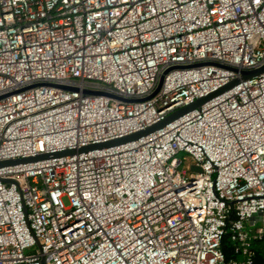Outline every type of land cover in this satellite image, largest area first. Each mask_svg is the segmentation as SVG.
<instances>
[{"label":"built area","instance_id":"obj_1","mask_svg":"<svg viewBox=\"0 0 264 264\" xmlns=\"http://www.w3.org/2000/svg\"><path fill=\"white\" fill-rule=\"evenodd\" d=\"M263 63L264 0H0V161L73 150L0 166V264H252L264 72L82 148Z\"/></svg>","mask_w":264,"mask_h":264},{"label":"water","instance_id":"obj_2","mask_svg":"<svg viewBox=\"0 0 264 264\" xmlns=\"http://www.w3.org/2000/svg\"><path fill=\"white\" fill-rule=\"evenodd\" d=\"M262 72H264V63L262 65L258 66L257 68L241 70L239 78H235V79L231 80L229 83H227L226 85L220 87L218 90L210 93L209 95L201 97V98H198L193 103L177 109L176 111H174V112L170 113L169 115H167L165 117V119L160 121V122H157V123H155V124H153L151 126L146 127L143 130L131 133V134L126 135L124 137L113 139V140L106 141V142L99 143V144H95V145H89L87 147H83L82 149H87V148H91V147H94V146H102V145H110V144H114V143H119V142H123V141L129 140V139L136 138V137H138V136H140L142 134H146L147 132H149L151 130H154V129L162 126L163 124L167 123L168 121L178 117L182 113H184V112H186V111H188L190 109H193L196 106H199L201 103H203L205 100L209 99L213 95L218 94V93L230 88L234 84L238 83V81L240 79H246V78H249V77H251L253 75H257L259 73H262ZM162 79H163V75L160 76L159 81H158L154 91L151 94H149L148 96H146L144 98H141V99L122 98V97H119V96L112 95V94H110L108 92L98 91V90H83V94L84 95L85 94H104V95H109V96H114L116 98L124 99L126 101L143 100L145 98L151 97L153 94L156 93V91L159 89V87L161 85ZM36 84H38V83H36ZM55 86H59V87H62V88H69V87H66V86H63V85H59V84H55ZM69 89H74V88H69ZM71 152H73V150H66V151L56 152V153L39 154L36 157H26V158H19V159H7V160L0 161V166L1 165H7V164H14V163H17V162L31 161V160H35L37 158L50 157V156H55V155H59V154L71 153ZM191 167H192V169L199 170L198 166L192 165ZM7 181H10V180H7Z\"/></svg>","mask_w":264,"mask_h":264},{"label":"trees","instance_id":"obj_3","mask_svg":"<svg viewBox=\"0 0 264 264\" xmlns=\"http://www.w3.org/2000/svg\"><path fill=\"white\" fill-rule=\"evenodd\" d=\"M231 218H233V215H231ZM221 249L226 260L240 257L239 254L234 253V244L230 240L228 232H226L221 239ZM252 249L254 250L252 264H264V235L260 239L253 240Z\"/></svg>","mask_w":264,"mask_h":264},{"label":"rangeland","instance_id":"obj_4","mask_svg":"<svg viewBox=\"0 0 264 264\" xmlns=\"http://www.w3.org/2000/svg\"><path fill=\"white\" fill-rule=\"evenodd\" d=\"M185 154L184 153H179L177 156L179 158H181L182 156H184ZM64 202L67 203V200L64 198ZM261 222H257V224H260ZM253 226L251 225H248V228L251 229Z\"/></svg>","mask_w":264,"mask_h":264}]
</instances>
